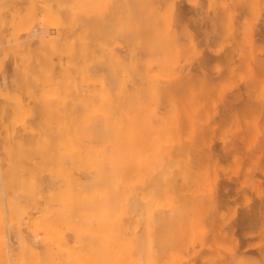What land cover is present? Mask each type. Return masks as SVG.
Returning <instances> with one entry per match:
<instances>
[{
    "label": "bare ground",
    "instance_id": "obj_1",
    "mask_svg": "<svg viewBox=\"0 0 264 264\" xmlns=\"http://www.w3.org/2000/svg\"><path fill=\"white\" fill-rule=\"evenodd\" d=\"M37 1L0 0V37ZM53 1L42 20L64 37L0 53V264H181L212 204L200 163L223 89L180 72L199 52L172 0Z\"/></svg>",
    "mask_w": 264,
    "mask_h": 264
},
{
    "label": "rangeland",
    "instance_id": "obj_2",
    "mask_svg": "<svg viewBox=\"0 0 264 264\" xmlns=\"http://www.w3.org/2000/svg\"><path fill=\"white\" fill-rule=\"evenodd\" d=\"M41 1L43 4L36 3L37 13L46 10L45 2L54 6L53 0ZM172 2L179 20L175 19L173 25L186 26L199 52L188 64L182 63L180 72L194 77L204 75L206 81L221 88L219 93L223 89L211 107L208 124L205 123L214 133L210 135L209 147L205 148L208 153L202 149L206 160L200 163L206 171L201 177H206L203 182L208 183L204 182L212 204L206 213L201 212L203 215L196 227L198 235L188 245V252L184 251L181 264H203L205 261L209 263L204 264H264V209L261 208L264 207V0ZM44 11L42 15L49 13ZM54 13L51 14L54 16ZM42 15H36L39 18L32 20L33 24L27 26L29 29L20 27L21 31L16 26L14 32L19 18L17 15L7 18L9 23L2 28L5 30L0 37V53L1 49L16 44L34 47L40 35L64 37L61 26L50 25L56 21L52 19L51 22V18ZM43 17L51 23L45 25ZM8 53L4 55L9 56ZM7 55L4 58L0 54V67L3 65L0 84L12 73V59ZM203 61L209 64L205 68ZM216 127H223L224 144L217 138ZM198 197L202 199L201 195ZM22 235L26 232L22 231ZM10 240L15 242L14 238ZM11 244L14 249L15 243Z\"/></svg>",
    "mask_w": 264,
    "mask_h": 264
}]
</instances>
